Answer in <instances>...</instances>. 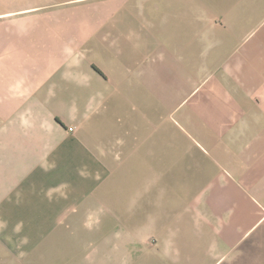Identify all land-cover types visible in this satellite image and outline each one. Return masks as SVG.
I'll use <instances>...</instances> for the list:
<instances>
[{
    "label": "crops",
    "instance_id": "crops-1",
    "mask_svg": "<svg viewBox=\"0 0 264 264\" xmlns=\"http://www.w3.org/2000/svg\"><path fill=\"white\" fill-rule=\"evenodd\" d=\"M0 264H264V0H0Z\"/></svg>",
    "mask_w": 264,
    "mask_h": 264
}]
</instances>
